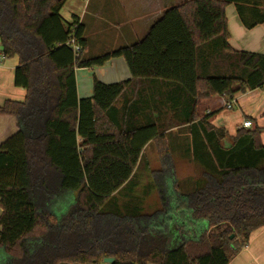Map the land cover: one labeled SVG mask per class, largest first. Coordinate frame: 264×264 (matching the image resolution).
Returning <instances> with one entry per match:
<instances>
[{"label":"trees","instance_id":"obj_1","mask_svg":"<svg viewBox=\"0 0 264 264\" xmlns=\"http://www.w3.org/2000/svg\"><path fill=\"white\" fill-rule=\"evenodd\" d=\"M65 1L0 0L2 53L19 57L15 85L27 90L0 106L17 126L0 142L7 264H229L264 228V144L259 127L230 136L210 123L214 113L198 112L202 98L264 87V54L232 48L226 15L235 4L252 29L264 23V0H184L141 41L92 57L81 24L61 15ZM116 57L132 77L95 78L93 96L80 99L76 69ZM164 119L189 124L181 149L201 172L183 184L156 171L161 208L142 213L136 199L122 209L113 196L128 185L133 197L145 146L155 141L169 161Z\"/></svg>","mask_w":264,"mask_h":264},{"label":"crops","instance_id":"obj_2","mask_svg":"<svg viewBox=\"0 0 264 264\" xmlns=\"http://www.w3.org/2000/svg\"><path fill=\"white\" fill-rule=\"evenodd\" d=\"M184 0H66L61 9L63 19L72 23L78 20L83 27L84 38L87 46L85 56H97L114 50L121 46H129L141 41L149 33L152 26L165 14L168 8L181 5ZM228 26L230 31L229 43L237 51H249L264 54V23L248 29L243 26L237 7L229 4L226 8ZM19 65V57H5L2 53L0 38V106L6 101H24L27 90L15 85V70ZM132 77L131 71L124 57H116L107 61L104 65L76 69L77 91L80 99L90 98L94 92V79L110 84L128 80ZM144 91L153 93L149 87ZM163 92V90H162ZM154 93H161L156 89ZM162 94V93H161ZM140 107L151 106L161 108L160 103L139 102ZM166 108V107H165ZM234 109L235 121H230L225 113ZM200 118L213 114L210 123L219 128H225L230 136H234L244 120L253 122L252 129L260 128L261 141L264 144V87L246 92L236 93L233 97H208L200 100ZM164 121V122H163ZM163 125L170 127L164 131L174 151L175 156H185L181 149L183 141L190 140L189 124L177 125L171 121L163 120ZM17 129L16 121L11 116H0V142L4 136ZM228 144V142L226 143ZM155 141H150L144 148L143 157L150 147H155ZM183 151L184 153L180 152ZM143 164L149 172L169 169L176 172V164L172 160L162 164V168L152 170L148 161ZM201 169V168H200ZM201 172V171H200ZM125 186V185H124ZM122 187L113 197L120 208L124 209L129 203L122 205L120 195L127 197L130 186ZM126 188V189H125ZM147 188V187H146ZM155 189L158 194L160 206L151 211L145 209V203L141 205V211L145 214H153L162 206V199L155 185L147 188ZM154 190V191H155ZM150 192V191H149ZM145 201V200H144ZM157 203V204H158ZM156 204V202H155ZM3 209L0 206V215ZM1 231V226H0ZM0 254H6L0 246ZM8 256V255H7ZM1 262V259H0ZM3 264V263H2ZM4 264H7L6 261ZM229 264H264V228L256 230L248 244L241 249Z\"/></svg>","mask_w":264,"mask_h":264},{"label":"rangeland","instance_id":"obj_3","mask_svg":"<svg viewBox=\"0 0 264 264\" xmlns=\"http://www.w3.org/2000/svg\"><path fill=\"white\" fill-rule=\"evenodd\" d=\"M233 110H230L226 112L225 114L228 116V119L230 121H235L236 119V114L233 112ZM158 147L157 145L155 147H150L147 151V154L145 155L146 158V162L148 161V164L150 165V168L152 170H156L158 168H162V164H164V162L161 161V158L158 155ZM174 151L171 149L170 150V157H169V161L172 160L173 164H176V174L178 179L183 182V184H185V182L188 181V179H191L193 177H195L196 175L200 174V167L197 166L194 162L190 161L188 158H186L185 156H175L174 154H172ZM182 153H184L183 151H180ZM148 168L143 164L142 162V166L140 167V171H138L137 173V177L135 179V186L137 187L136 189L134 188V193H133V197H130V192L131 190H128L126 193L127 197H122V195H120L119 198L120 202L122 203V205H125L127 203L130 204H134L132 202H135L136 199H143L142 204H146L145 205V209H147L148 211H151L154 208H158L160 206V204L158 203L159 200L158 199V194L156 193V190L154 191L153 189L150 190V192H148L149 186H151L152 188L154 187V180H157V177L159 176L157 173L154 172H158V170L154 171V172H149L147 170ZM161 177L159 176L158 179H160ZM188 185V184H187ZM147 187V188H144ZM145 200V201H144ZM156 202V204H155ZM158 203V204H157ZM129 206V205H127ZM0 259L1 262L0 264H4V262L6 261V263L9 261V257L5 254H0ZM66 264V263H65Z\"/></svg>","mask_w":264,"mask_h":264},{"label":"built area","instance_id":"obj_4","mask_svg":"<svg viewBox=\"0 0 264 264\" xmlns=\"http://www.w3.org/2000/svg\"><path fill=\"white\" fill-rule=\"evenodd\" d=\"M68 44L73 48L75 53H79L81 51V46L77 43L75 37H72L69 40ZM252 126H253V122L251 120H244L240 125V127H244V128H252Z\"/></svg>","mask_w":264,"mask_h":264},{"label":"water","instance_id":"obj_5","mask_svg":"<svg viewBox=\"0 0 264 264\" xmlns=\"http://www.w3.org/2000/svg\"><path fill=\"white\" fill-rule=\"evenodd\" d=\"M233 237H234V235L231 236V238H233ZM113 261H114V258H112V257L105 258V262H107V263H111Z\"/></svg>","mask_w":264,"mask_h":264}]
</instances>
